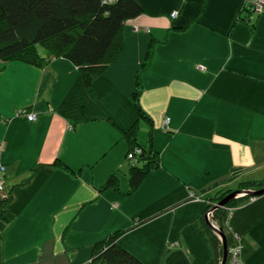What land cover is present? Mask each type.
Segmentation results:
<instances>
[{
    "label": "crops",
    "instance_id": "obj_1",
    "mask_svg": "<svg viewBox=\"0 0 264 264\" xmlns=\"http://www.w3.org/2000/svg\"><path fill=\"white\" fill-rule=\"evenodd\" d=\"M137 1L144 13L126 23L125 47L94 81V96L68 59L45 68L0 61L12 190L0 196V264H88L93 245L118 229H127L118 243L144 264H208L196 224L205 198L264 176V11L252 28L238 19L245 0ZM151 37L159 43L140 102L162 166L126 195L123 130L139 120L132 93ZM138 122L146 143L149 126ZM110 174L120 191L100 192ZM230 224L241 263L264 264V194L234 209Z\"/></svg>",
    "mask_w": 264,
    "mask_h": 264
},
{
    "label": "trees",
    "instance_id": "obj_2",
    "mask_svg": "<svg viewBox=\"0 0 264 264\" xmlns=\"http://www.w3.org/2000/svg\"><path fill=\"white\" fill-rule=\"evenodd\" d=\"M143 13L144 8L137 0H0V61H21L45 68L54 58L68 59L78 67L89 94L94 96V81L125 47L126 23ZM239 19L253 28L255 6L248 3L241 9ZM166 41L167 38L163 40ZM158 43L151 37L132 93L139 120H145L149 126L146 143L139 140V120L123 130L129 146L126 157L130 164L126 195L135 192L152 171L162 166L161 155L153 145V119L140 102L144 90L142 75L149 68ZM63 167L68 169L66 165ZM237 172H233L232 178L237 177ZM119 183L118 176L110 174L99 191L111 188L120 191ZM239 187L258 191L264 188V180H250ZM11 192L9 189V196ZM232 193H235L233 187H223L207 196L206 209L196 220L212 250L208 264H221L224 255L223 242L205 217L208 210L214 209L213 218L226 239L228 256L225 264H231V249L239 245L238 234L230 224L231 213L250 198L239 194L228 198ZM223 200L226 202L221 204ZM125 231L127 229L115 230L97 241L88 264H144L118 243Z\"/></svg>",
    "mask_w": 264,
    "mask_h": 264
},
{
    "label": "rangeland",
    "instance_id": "obj_3",
    "mask_svg": "<svg viewBox=\"0 0 264 264\" xmlns=\"http://www.w3.org/2000/svg\"><path fill=\"white\" fill-rule=\"evenodd\" d=\"M249 3V5H254L255 6V14H256V22H257V19H258V17L261 15V13H263V11H264V0H245V2L243 3V5H242V9L247 5ZM171 15L173 16V17H176L177 16V12L176 11H174V12H172L171 13ZM238 19H239V17H238ZM240 20V19H239ZM250 26V25H249ZM253 28H255V25H254V27ZM145 55H146V53H145ZM144 59H145V56H144ZM144 61V60H143ZM143 61H142V63H143ZM142 65V64H141ZM18 114H20V115H25V117L29 120V121H35L36 119H37V114L35 113V112H32L31 110H29L28 108H26V107H22V108H20L19 110H18V112H17ZM30 114H34L36 117L35 118H31L30 117ZM143 124H145L144 122L142 123V125ZM169 124V123H168ZM165 125V124H164ZM142 137V136H141ZM2 156H3V153H2V146H1V144H0V159L2 160V163L3 164H5L4 163V161H3V158H2ZM58 164H60V165H62V166H65L63 163H61V162H59ZM6 166V165H5ZM67 169V168H66ZM69 169V168H68ZM256 179H262V180H264V176H261V177H257V178H247V179H245V180H242V181H239L235 186H233V189L235 190V192L236 193H239V192H242V193H240V197H249V198H255L256 196H260V195H253V194H251V192H252V190L251 189H240V184H242V183H244V182H247V181H250V180H256ZM5 194V193H4ZM4 194H1L0 196H3ZM264 194V193H263ZM262 194V195H263ZM242 195V196H241ZM7 198V199H6ZM7 200H9V195H8V197L5 195V198H4V202L5 201H7ZM215 204H217V203H215ZM210 210H212V209H210ZM210 210H208L207 212H206V216H208V217H206V219L208 218L209 219V221H208V219H207V221L209 222V224L211 225V227L214 229V230H216L215 229V227H214V221H213V212L212 211H210ZM139 222V221H138ZM216 232V231H215ZM219 233H220V231H218L217 232V234L219 235ZM220 237V236H219ZM221 239V238H220ZM222 240V239H221ZM236 247V246H235ZM234 248V247H233ZM222 262V261H221ZM232 264V263H231Z\"/></svg>",
    "mask_w": 264,
    "mask_h": 264
},
{
    "label": "built area",
    "instance_id": "obj_4",
    "mask_svg": "<svg viewBox=\"0 0 264 264\" xmlns=\"http://www.w3.org/2000/svg\"><path fill=\"white\" fill-rule=\"evenodd\" d=\"M30 117L35 118L36 116L34 114H30ZM169 122L170 121L167 120V124H166L167 127H168ZM4 193L7 196L9 195V187H8L7 179H6V166L5 164L2 163V160L0 159V195ZM231 252L233 254L231 263L232 264H242L241 261L239 260V247L237 246V247L232 248Z\"/></svg>",
    "mask_w": 264,
    "mask_h": 264
},
{
    "label": "water",
    "instance_id": "obj_5",
    "mask_svg": "<svg viewBox=\"0 0 264 264\" xmlns=\"http://www.w3.org/2000/svg\"><path fill=\"white\" fill-rule=\"evenodd\" d=\"M264 193V188L263 189H261V190H258V191H252L251 192V194H253V195H262ZM235 194V193H234ZM233 195V194H232ZM231 196V195H230ZM229 196V197H230ZM228 197V198H229ZM227 198V199H228ZM224 201H226V200H224ZM223 201V202H224ZM219 236H220V238L222 239V242H223V247H224V255H223V258H222V262H221V264H225V262H226V260H227V256H228V247H227V243H226V239H225V237L223 236V234L222 233H219Z\"/></svg>",
    "mask_w": 264,
    "mask_h": 264
},
{
    "label": "bare ground",
    "instance_id": "obj_6",
    "mask_svg": "<svg viewBox=\"0 0 264 264\" xmlns=\"http://www.w3.org/2000/svg\"><path fill=\"white\" fill-rule=\"evenodd\" d=\"M167 120L170 121V117H167V118H166L165 123H164L165 126H166V124H167ZM169 123H170V122H169ZM240 193H242V192H239V193H236V192H235V194L232 193L233 195L231 194V196H230L229 198H231V197H235V196L238 195V194L240 195ZM241 196H242V195H241ZM223 201H224V200H223ZM223 201L221 202V204H223V203L226 202V201H224V202H223ZM213 210H214V209H212V210H210V211L213 212ZM206 217H208V216H206ZM208 218H209V217H208ZM208 218H207V219H208ZM212 218H213V217H212ZM208 221H209V219H208ZM213 221H214V223H215V224H214V227H215V229H216L215 231H216V233H217V232L219 231V228H218L217 223H216V221H215L214 218H213Z\"/></svg>",
    "mask_w": 264,
    "mask_h": 264
}]
</instances>
